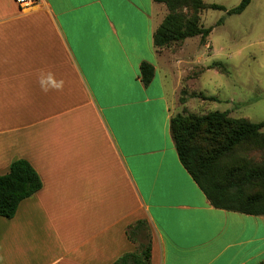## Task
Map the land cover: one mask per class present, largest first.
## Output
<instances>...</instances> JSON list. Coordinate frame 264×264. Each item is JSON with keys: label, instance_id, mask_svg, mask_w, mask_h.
Segmentation results:
<instances>
[{"label": "crops", "instance_id": "obj_1", "mask_svg": "<svg viewBox=\"0 0 264 264\" xmlns=\"http://www.w3.org/2000/svg\"><path fill=\"white\" fill-rule=\"evenodd\" d=\"M164 8L0 0V175L22 159L42 180L0 217V264H114L137 251L139 222L151 264H264V216L213 207L179 160L182 61L153 43Z\"/></svg>", "mask_w": 264, "mask_h": 264}, {"label": "trees", "instance_id": "obj_2", "mask_svg": "<svg viewBox=\"0 0 264 264\" xmlns=\"http://www.w3.org/2000/svg\"><path fill=\"white\" fill-rule=\"evenodd\" d=\"M252 0H242L231 9L229 15L245 11ZM164 5L168 13L153 35L157 52L177 50L185 40L201 36L202 43L211 32L199 26V12L209 8L202 0H154ZM188 7L193 16L186 18L182 9ZM218 9L217 5H210ZM141 81L148 86L155 68L144 62L140 66ZM213 101L214 97H203ZM182 104L186 99L181 100ZM264 123L229 118L227 113L213 112L203 116L177 114L171 118L170 131L179 160L211 205L217 209L251 216H264V165L252 167L249 162L236 161V148L252 139L259 142L264 133ZM232 156V157H230ZM230 161H225L227 158ZM234 157V158H233ZM226 158V159H225ZM225 159V160H224ZM224 162V163H223ZM261 186L251 193L253 186ZM42 188V180L36 170L25 160L14 161L9 172L0 175V217L11 219L20 203ZM130 240L138 243L134 253L123 255L114 264H151V236L144 222L127 230Z\"/></svg>", "mask_w": 264, "mask_h": 264}, {"label": "rangeland", "instance_id": "obj_3", "mask_svg": "<svg viewBox=\"0 0 264 264\" xmlns=\"http://www.w3.org/2000/svg\"><path fill=\"white\" fill-rule=\"evenodd\" d=\"M202 1L209 8L199 12V26L211 29L205 43L201 36H196L182 42L177 50H168L182 61L178 71V94L174 96L169 92L172 109L184 116L220 112L227 113L229 118L264 123V0H252L238 15L228 12L242 0ZM210 5L219 8L213 9ZM164 10L167 15V8ZM182 13L186 18L193 16L188 7H184ZM203 97H214L215 100H204ZM183 98L185 104L181 102ZM261 132L264 133V128ZM262 140L252 139L237 147L233 158L262 168ZM230 157L224 160L230 161ZM259 188L261 186H253L251 193Z\"/></svg>", "mask_w": 264, "mask_h": 264}, {"label": "built area", "instance_id": "obj_4", "mask_svg": "<svg viewBox=\"0 0 264 264\" xmlns=\"http://www.w3.org/2000/svg\"><path fill=\"white\" fill-rule=\"evenodd\" d=\"M16 2L24 7H29L35 3V0H16Z\"/></svg>", "mask_w": 264, "mask_h": 264}]
</instances>
